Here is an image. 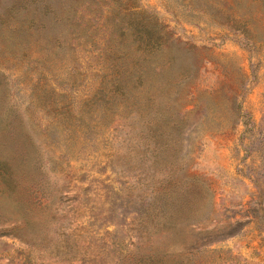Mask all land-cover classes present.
Listing matches in <instances>:
<instances>
[{"label":"rangeland","instance_id":"1","mask_svg":"<svg viewBox=\"0 0 264 264\" xmlns=\"http://www.w3.org/2000/svg\"><path fill=\"white\" fill-rule=\"evenodd\" d=\"M2 168L0 264H264V0H0Z\"/></svg>","mask_w":264,"mask_h":264},{"label":"trees","instance_id":"2","mask_svg":"<svg viewBox=\"0 0 264 264\" xmlns=\"http://www.w3.org/2000/svg\"><path fill=\"white\" fill-rule=\"evenodd\" d=\"M119 64L116 63L113 65V69L118 67ZM117 73V72H116ZM115 74V72H114ZM177 128V127H175ZM158 142L157 140L154 143V138H152V141L146 145V148H149V151L151 152V161L154 164V161H157V158H154V146L157 147ZM161 150V144L158 145ZM167 147L171 148L172 150L175 149V144L173 142L168 143ZM0 174L5 178L9 179V173L7 170H3V168L0 171ZM10 180V179H9ZM190 181H184L182 182L178 177L175 176V170L173 169L172 177L170 181L167 183V185H160L158 188H154L152 190L151 196L154 198V201L156 202H162L165 204H168L170 207H172L173 210H179L181 209L182 205H184L187 202V193L190 189ZM41 199V203L45 204V199ZM204 195H202V192L198 193V198H203ZM47 200V199H46ZM166 220L163 221L165 225L171 230V225H174V215H166ZM199 232L196 236L195 241L192 243L191 247L187 250V253L185 255H175V254H169L162 256L154 255V264H204L200 263L195 260V253H197L201 247L204 248L207 247L210 244V240H212V233H210L209 229L207 228H199ZM204 232V234H203ZM221 232V231H218ZM202 236V241H204V245L200 242V237ZM211 238V239H210ZM168 257V259L171 260L172 263H169L165 260V258ZM133 262L136 264H139V260L137 259V256L134 257Z\"/></svg>","mask_w":264,"mask_h":264}]
</instances>
